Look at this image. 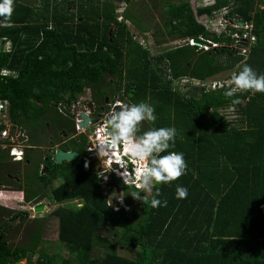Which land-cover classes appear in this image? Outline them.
<instances>
[{"label":"trees","instance_id":"trees-1","mask_svg":"<svg viewBox=\"0 0 264 264\" xmlns=\"http://www.w3.org/2000/svg\"><path fill=\"white\" fill-rule=\"evenodd\" d=\"M118 1L125 5L122 13L115 0H15L13 27H0V38L11 42L10 50H0V98L8 100L10 121L30 135L27 143L45 148L43 155L35 154L38 165H33V148L16 161L20 168L26 159L32 162L25 167L33 174H21L23 186L14 181L18 166L0 143V189L9 184L22 189L29 203L39 202L49 190L59 206L51 213L59 220L58 240L66 249L50 254L44 242L46 218L32 227L28 213L19 211L15 216L21 222L14 231L25 225L33 231L24 241H8L1 223L0 264H264V93L226 97L227 79L218 77L244 64L264 74V0H215L196 12L191 0L153 2L154 9H163L156 45L184 42L155 56L129 27L150 31L140 16L148 10L147 1ZM224 8L227 20L249 29L227 26L216 34L199 21L204 15L215 21ZM246 32L256 37L247 59L232 46L233 35L241 38ZM3 69L12 74L3 75ZM113 82L128 105L143 101L154 107L153 128L177 131L174 146L161 155L183 153L187 170L171 183L154 186L153 195L159 189L156 198L162 202L157 208L135 200L129 194L135 188L115 173L102 183L87 155L86 135L77 146L61 145L64 134H75L76 123L70 113L60 112L59 104L66 108L76 102L84 85L103 98V84ZM237 98L240 103L233 104ZM53 129L50 145L47 133ZM57 148L79 149L80 158L55 164L50 151ZM44 162L48 172L43 175ZM57 177L63 182L53 189ZM177 186L187 188L186 198L176 197ZM117 188L121 193L109 198L107 190ZM118 197L124 204L116 210L110 202ZM120 249L130 256L120 255Z\"/></svg>","mask_w":264,"mask_h":264},{"label":"clouds","instance_id":"clouds-1","mask_svg":"<svg viewBox=\"0 0 264 264\" xmlns=\"http://www.w3.org/2000/svg\"><path fill=\"white\" fill-rule=\"evenodd\" d=\"M14 4L15 0H0V27H13ZM227 87L228 90L224 95L229 98L245 91L252 94L264 93V74L258 75L250 65L244 64L238 72L232 73ZM232 103L238 104L240 100L233 99ZM219 115L226 118L225 114ZM155 120V109L146 102L123 105L119 111L109 114L105 121V135L99 139L98 144L88 149L97 150L101 164L105 158H108L113 166L112 171L122 178L127 187L135 188V191L129 194L135 200L142 201L144 205L150 204L153 208L162 204L161 200L156 198L160 195L159 189L153 195L154 186L171 183L184 175L187 170L183 153L170 151L166 155H161L174 146L177 135L174 127L151 128L139 134L143 122H155ZM84 166L87 168L88 163L85 162ZM1 193L2 190L0 195ZM187 194V188L177 186L178 199L186 198ZM120 200L122 202L123 198ZM163 206H167L166 200L163 201Z\"/></svg>","mask_w":264,"mask_h":264},{"label":"rangeland","instance_id":"rangeland-1","mask_svg":"<svg viewBox=\"0 0 264 264\" xmlns=\"http://www.w3.org/2000/svg\"><path fill=\"white\" fill-rule=\"evenodd\" d=\"M27 1V0H25ZM34 2V0H32ZM117 5H120L119 8V12L122 13L124 11L125 5L122 3H119L118 0H115ZM147 2H145L148 5V10L146 11H141L140 12V16L142 17L143 21L141 22L142 25H144L145 27H147L146 30H150L148 33L144 34L142 33V31L140 29H137L136 27H134L131 23H129V27L131 29V31L133 32L134 38L136 40H138L140 43H142V45L148 47L151 50V54L152 55H161L164 51L174 48L176 46L182 45L184 42L182 41H175V42H171V43H167V44H162L161 46H157L155 43V32L157 30L158 27L161 26L162 24V15H163V9L161 8H157L154 9L153 8V2L157 5L158 0H146ZM175 3L178 4L179 0H163L162 5H166L167 3ZM215 3V0H191V4L192 7L194 9V11L196 12L198 10V8H203L205 6L208 5H212ZM160 5V4H158ZM218 13L215 15V21L210 20V22H208L209 20H207L208 18H206V16H202L201 19H199V21L201 23L204 24H208V26H210L211 30L213 32H215L216 34H221L222 32H224L225 30H227V26L228 27H232V28H237L238 26H240L241 22H239L238 20H234V21H230L227 20L225 18L226 13L228 12V8H224L221 11H217ZM143 26V27H144ZM239 28V27H238ZM245 29V28H244ZM246 30V29H245ZM231 32V31H230ZM247 32L241 37L239 38L236 35H233L234 38H236V42L235 44H233L232 46L234 48H236L238 50V52L242 55H244L245 59L248 58L249 56V51L251 49V47L253 46V44L256 43V37H250L246 35ZM239 39V40H237ZM215 46V45H214ZM235 71H230L228 73H226V75H219L218 77H225V79H227V82L230 80L232 73ZM187 82H182V85H186ZM195 84L197 85L198 83L195 82ZM216 85V84H215ZM214 85V86H215ZM221 86H223V83L220 84ZM182 88V87H181ZM78 95L82 98V99H87L91 97V89L88 88L87 86H83L82 91L78 93ZM125 100V99H122ZM85 102V101H84ZM122 103V102H121ZM121 103H116V105H119V107L122 106ZM115 105V106H116ZM113 106V110L114 107ZM231 117L233 116V114L230 115ZM236 119H238V117H234ZM76 119V117H75ZM235 119V120H236ZM153 122H143L141 124L142 126V132L147 131L151 128H153L152 126ZM140 126V128H141ZM90 131V132H88ZM29 132V131H28ZM88 135H89V141H91L90 144L88 145L89 147L94 145V143L98 144L96 140H94V126L91 127L89 130H87ZM30 133V132H29ZM89 149V148H88ZM87 149V152L89 154H97V150L93 149L92 151H89ZM40 151H43V148L40 149ZM35 154H39L41 155V153L39 151H36ZM44 154V152L42 153ZM109 159L105 158V160L103 161L102 165L103 168H99L97 166V168L100 170V174L102 176H106L107 178L105 180H108L110 178L109 173L110 171H112V168H109ZM12 162H16V160L13 159V157L11 158ZM96 162V161H94ZM17 162L14 164V166H16ZM19 165V164H17ZM104 171H106L104 173ZM23 186H24V181H21ZM6 189L2 190V193L7 194L8 196H2L0 195V206L1 208H8L11 211H25L28 213L27 215V219L29 220V223H31V226L33 227L36 224V219H41V218H46L47 220V225H46V233L44 236V242L47 243V247H48V251L51 253L50 254H57L60 252H66V249L64 248V246L60 243V241L58 240V231H59V220L55 217L52 216V212L57 209L59 206L54 204L53 201H51V197H50V192L49 190H47V195L45 198L41 199L39 202L35 201V202H31L29 203L26 200V193L25 191L23 192L22 189H14L12 185H6L5 186ZM117 199V200H116ZM114 201L112 200L110 203L111 204H116V206H120L122 207L124 204V201L121 202L120 199L122 198H116ZM119 203V204H118ZM65 206H69V205H65ZM3 211V209H1ZM30 220H32V222H30ZM4 222H8V217H3L2 215H0V224L4 223ZM14 221V225L19 226L20 222L18 221ZM16 223V224H15ZM19 232H14L11 233L10 235L7 236L8 241H14L16 240L17 243L19 241H24L27 238V233H30L33 231V229H28V227L25 225L23 227H19ZM106 234V233H105ZM117 235L112 234L110 236V240L115 241L116 240ZM97 255H101L104 254V252L102 250H97L96 251ZM119 254L125 257H129V253H127L124 249H120L119 250ZM68 256V254L66 255ZM25 263V261L23 262Z\"/></svg>","mask_w":264,"mask_h":264},{"label":"flooded vegetation","instance_id":"flooded-vegetation-1","mask_svg":"<svg viewBox=\"0 0 264 264\" xmlns=\"http://www.w3.org/2000/svg\"><path fill=\"white\" fill-rule=\"evenodd\" d=\"M103 87H104L103 90H105V93L102 94L103 98L102 97L95 98L94 97L95 95H94L93 91H91V97L90 98L82 99L78 95V100L76 102L70 104V105H67L68 107H66V108H63L61 106L62 104H59L58 109L60 110L61 113H63V112L70 113V115H72L74 118L76 117V119H75V123H76L75 134H72V133L70 135L64 134L63 137H64L65 140H64V142L61 145H63V144L66 143V144H71L72 147L77 146L76 143L78 144V143H81L83 141L81 139V137H80L81 135H86L88 137V143H90L91 141H89L90 138H89V135H88V132H90V131L87 132V130H89L91 127L94 126V131H95L98 126L105 125V121L108 118L109 114L111 112H113V111L120 110L119 105H116V103H118V102L121 103L122 102L121 103L122 106L129 104L128 99L122 100V99H124V96L125 95H123L122 92H120L118 90L119 87L114 82H113V86L112 85H108V86L105 87V84H103ZM113 106H115L114 107V110H113ZM83 113L88 114L91 117L92 123L90 124V127L89 128L82 129L81 130L78 127V122H79L78 118ZM54 130L55 129L52 130V133L51 134L49 132L47 133V137L49 138V144L50 145L54 144V138H55V136L53 135V131ZM142 133L143 132H142V126H141L140 133L139 134H142ZM27 137H28V140H29V135H27ZM56 138H60V135L59 136L56 135ZM97 143H98V141H97ZM90 144H93V143H90ZM94 144L96 145V143H94ZM57 145H59V144H57ZM88 148H89V146L86 147V151H87ZM57 150H59V149L58 148L55 149V152ZM60 150H63V149H60ZM78 150L73 148L70 151L77 152L79 154V157L78 158H80L81 153ZM50 152L53 154V161L55 162V160H54V158H55V152H53V149H51ZM87 155L90 156L91 154H89L87 152ZM64 163H66V162H64ZM55 164H57V163L55 162ZM108 173H109V176H110V172H108ZM100 177L102 179V183L103 184H107L108 181L110 180V178L108 180H105L104 177H102L101 174H100ZM21 181H22V179L21 180H18V182H21ZM62 182H63V180H61L59 177H57L51 183L52 184L51 187L53 189H55ZM5 186L6 185H3V188L0 189V190L6 189ZM24 186H26L25 183H24ZM118 189L119 188H117L115 191H111L109 189V192L112 193V196H108V197L109 198H115L117 196V194H120L121 193V190L119 189V192H118ZM76 202H78V200H76L74 203H76ZM3 210H4V212H2V214H0V215H2L3 217H8V222H4L3 223L4 224V228H5V233L4 234H6V236H8L11 233H14L15 232L14 229L17 226L14 225V221L21 222V219L18 216H15L16 211H11L10 212V211L5 210V208ZM22 212L25 213V211H22ZM30 222H32V220H30ZM6 228H8V230H6ZM9 228H10V233H9Z\"/></svg>","mask_w":264,"mask_h":264},{"label":"built area","instance_id":"built-area-1","mask_svg":"<svg viewBox=\"0 0 264 264\" xmlns=\"http://www.w3.org/2000/svg\"><path fill=\"white\" fill-rule=\"evenodd\" d=\"M239 28H245L246 30L249 29L248 26H243L240 24ZM237 27V28H238ZM250 36L249 34H246ZM190 44H196L193 40H190ZM215 45V46H214ZM211 47H217L216 44L211 45ZM3 75H10L12 71L9 69H3L1 71ZM8 100L0 98V126L2 124L5 125V128L0 129V143L4 147V149L10 151V155L13 157L14 160H23L25 155V148L27 147L28 137L25 130L21 127L15 126L9 119L8 113ZM106 133L105 125L98 126L94 131V140L99 142V139L102 138ZM95 145V144H94ZM91 147V146H90ZM90 157L96 161L97 166L101 169L103 165L101 164L100 158L97 154H91ZM116 162L115 159H113ZM120 166V165H119ZM112 164L109 163V168H112ZM106 171H104L105 173ZM114 172V171H110ZM116 176L122 180V178L116 173ZM120 207H115L118 210Z\"/></svg>","mask_w":264,"mask_h":264},{"label":"crops","instance_id":"crops-1","mask_svg":"<svg viewBox=\"0 0 264 264\" xmlns=\"http://www.w3.org/2000/svg\"><path fill=\"white\" fill-rule=\"evenodd\" d=\"M10 50L11 49V42H10V40H4L3 38H0V50ZM30 136V135H29ZM29 141H30V137H29ZM28 148H33V150L32 151H30V152H32V156H34L35 157V159H34V163H33V165H38V164H40V158L39 159H37L36 158V155H35V152L36 151H39L40 153H41V155H43L42 153H43V151L45 150V148L44 147H39V146H34V145H32L30 142H29V144L27 145V147L25 148V155H26V151H27V149ZM43 148V151L41 152L40 151V149H42ZM25 155H24V159H25ZM23 159V160H24ZM23 160H17V161H23ZM93 161H95V160H93ZM26 163V164H25ZM32 162H30V160L29 159H26V162H24L23 164H21V168L20 169H18V167H16V171H15V174L17 175V176H15L14 177V181H18V180H23V176L21 175V174H23V173H26V174H30V175H32L33 173L32 172H30V173H27V171H26V167L25 166H29L30 164H31ZM95 164H96V162H94ZM33 165H31V167L33 166ZM59 165V164H58ZM96 166H97V164H96ZM40 167H41V173L44 175V174H47V172H48V169L46 168V163L44 162V163H41V165H40ZM18 169V170H17ZM15 170V169H14ZM17 183H20V182H17ZM1 195L2 196H8L7 194H5V193H1Z\"/></svg>","mask_w":264,"mask_h":264},{"label":"water","instance_id":"water-1","mask_svg":"<svg viewBox=\"0 0 264 264\" xmlns=\"http://www.w3.org/2000/svg\"><path fill=\"white\" fill-rule=\"evenodd\" d=\"M119 111V110H118ZM78 127L79 129H87L90 127V124L92 123V119L88 114H81L78 118ZM79 157V154L77 152L72 151H64V150H57L55 152V162L59 165L63 164L64 162H73L77 160ZM119 192V189H118ZM107 195L112 196V193L109 192V189L107 190Z\"/></svg>","mask_w":264,"mask_h":264}]
</instances>
